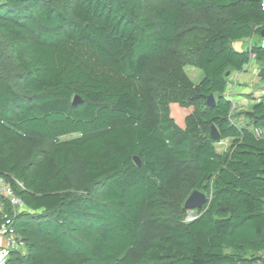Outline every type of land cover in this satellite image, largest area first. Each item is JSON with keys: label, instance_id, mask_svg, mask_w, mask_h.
<instances>
[{"label": "trees", "instance_id": "obj_1", "mask_svg": "<svg viewBox=\"0 0 264 264\" xmlns=\"http://www.w3.org/2000/svg\"><path fill=\"white\" fill-rule=\"evenodd\" d=\"M263 3L0 0V177L27 208L7 264H264V105L225 96L252 58L264 82Z\"/></svg>", "mask_w": 264, "mask_h": 264}, {"label": "built area", "instance_id": "obj_2", "mask_svg": "<svg viewBox=\"0 0 264 264\" xmlns=\"http://www.w3.org/2000/svg\"><path fill=\"white\" fill-rule=\"evenodd\" d=\"M264 9V3H263ZM264 49V40L259 43ZM225 96L232 101L233 110L239 108V104L232 100L231 90L227 89ZM263 104L264 105V89L261 96L252 98L251 105ZM255 135L259 138L264 137V129L255 128ZM27 208L15 195L12 183L8 182L5 178L0 177V264H7L11 255L15 252L25 253L26 244L13 227L11 215H18L26 211ZM198 210L189 211L186 221H193L198 217Z\"/></svg>", "mask_w": 264, "mask_h": 264}, {"label": "rangeland", "instance_id": "obj_3", "mask_svg": "<svg viewBox=\"0 0 264 264\" xmlns=\"http://www.w3.org/2000/svg\"><path fill=\"white\" fill-rule=\"evenodd\" d=\"M259 40L260 38L259 37H254L252 39H249V40H246L244 42H241V43H235L233 44V47L236 48V49H239V50H245V49H248V48H251L253 45L255 44H258L259 43ZM260 68V64L258 61H256L254 58L251 59V62L250 64L245 68V70L242 72V73H249V75L244 79V81L249 85L248 87H245L244 90L245 91H249L250 95H251V101H252V98H255V97H258V96H261L262 93H263V90L261 89L263 87V82H261L259 79H258V76H257V71L258 69ZM186 72L188 74V76L194 81V82H198L202 79L203 77V74L202 72L195 68V67H186ZM238 75V72H233L231 74V78L229 80V85H228V88L230 90H232V94L234 92V89H232V85H234L232 83L231 80H233V78L235 76ZM242 75V74H241ZM249 98V97H247ZM249 105V104H248ZM251 108V105L249 106H246V107H243V110H248ZM229 146V140L223 142L220 146V150L221 151H225ZM198 212V211H196ZM198 214V213H196Z\"/></svg>", "mask_w": 264, "mask_h": 264}, {"label": "water", "instance_id": "obj_4", "mask_svg": "<svg viewBox=\"0 0 264 264\" xmlns=\"http://www.w3.org/2000/svg\"><path fill=\"white\" fill-rule=\"evenodd\" d=\"M264 37V34H263ZM230 75L229 73L227 74ZM79 102H81V99L79 97H76L74 100V105H77ZM207 104L210 106H214L216 104V99L214 95L209 96ZM212 138L217 141H221L222 137L218 131V129L213 126L212 127ZM135 163L138 166H141V161L139 157H135ZM208 204V197L205 193L201 191H195L186 201L185 203V209L188 211H194V210H202L205 205Z\"/></svg>", "mask_w": 264, "mask_h": 264}, {"label": "crops", "instance_id": "obj_5", "mask_svg": "<svg viewBox=\"0 0 264 264\" xmlns=\"http://www.w3.org/2000/svg\"><path fill=\"white\" fill-rule=\"evenodd\" d=\"M259 70V69H258ZM243 72V71H242ZM242 72H238V75L235 76L233 78L232 83L234 85H232V89H234V92L232 94V90H231V94H232V100L239 104V108L238 109H243V107L249 106L251 105V95L249 93V91H245L244 88L248 87L249 85L244 81V79L249 75L250 72L248 73H242ZM242 74V75H241ZM258 74V71H257ZM246 76V77H245ZM264 84V82H263ZM229 89V88H227ZM231 89V88H230ZM262 90L264 89V85L261 88ZM249 97V98H247ZM249 104V105H248ZM252 106V105H251ZM237 109V110H238Z\"/></svg>", "mask_w": 264, "mask_h": 264}]
</instances>
